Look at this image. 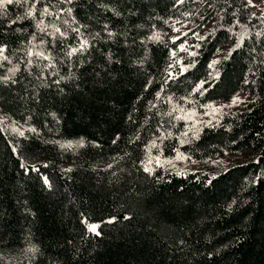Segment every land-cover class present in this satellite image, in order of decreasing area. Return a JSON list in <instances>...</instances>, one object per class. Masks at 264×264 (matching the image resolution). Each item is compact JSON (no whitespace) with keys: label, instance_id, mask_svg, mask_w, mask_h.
Listing matches in <instances>:
<instances>
[{"label":"trees","instance_id":"trees-1","mask_svg":"<svg viewBox=\"0 0 264 264\" xmlns=\"http://www.w3.org/2000/svg\"><path fill=\"white\" fill-rule=\"evenodd\" d=\"M33 3L0 13V264L28 245L20 264H264V17L247 0H39L27 18ZM226 154L247 158L185 164Z\"/></svg>","mask_w":264,"mask_h":264},{"label":"rangeland","instance_id":"rangeland-1","mask_svg":"<svg viewBox=\"0 0 264 264\" xmlns=\"http://www.w3.org/2000/svg\"><path fill=\"white\" fill-rule=\"evenodd\" d=\"M248 7L251 9V6L247 0ZM264 5V0H252V5ZM183 32L182 29H174L171 33L173 37H177ZM220 50H217V53L213 57V61H215L220 53ZM170 53V52H169ZM172 54V53H171ZM170 54V55H171ZM170 61V60H169ZM171 63H168L167 66L165 67V74L164 76L166 77L170 72H171ZM233 98L237 99L236 103H233ZM233 98H231L228 101L225 102H217V103H212L209 109H207L205 112H203L199 118L203 121H205L208 124H214L217 122L218 118H220L223 114L224 111L236 109L240 107L243 104V101L246 99V96L242 93H237ZM4 119V118H3ZM24 128H22L23 130ZM245 155H237V154H226L223 158L220 160L216 158L215 160H212L209 163H200V164H195L193 160H188L185 162V164H189L192 167H196L199 169H206L208 172L214 173L218 168L230 165L233 163L241 162L246 160ZM30 249H35L32 245L26 246L21 252L13 254V255H4L1 257L3 261H6L10 264H20V263H27L30 262V260L33 259V257L36 255V249L35 251H30Z\"/></svg>","mask_w":264,"mask_h":264},{"label":"snow or ice","instance_id":"snow-or-ice-1","mask_svg":"<svg viewBox=\"0 0 264 264\" xmlns=\"http://www.w3.org/2000/svg\"><path fill=\"white\" fill-rule=\"evenodd\" d=\"M21 2H22V0H0V13L5 12L6 9H7V6H8V5H12V4H14V3H15V4H20ZM25 2H26V0H25ZM66 2H67V3H71L72 0H66ZM248 2H249V4H250L251 6H254V5H252V0H248ZM36 3H39V0H35V3H33L32 6H31V8L26 12L25 15H26L27 18H32V17H34V15H35V7H36ZM68 11H69V13L71 12L70 9H69ZM50 14H51V13H49V10H48L47 8H44V10H43V15H50ZM19 19H21V18H20V17H17V20H19ZM16 22H17L16 20H13V21H12V23H16ZM37 26L40 28L41 31H44V30L46 29V27H47L46 25L43 24V21H42V20H40V21L38 22ZM73 30L76 31L77 33H79V29H78V28H77V29H73ZM56 33H59L60 36H62V37L65 36V33H64V32H61L60 29H59L58 27H56L55 25H53V33H51V35L55 36ZM109 35H112V33H109ZM33 39H35V37H33ZM87 47H88V41L85 40V39H82L81 42H80V47H79V48H72V49L68 52V55H69V56H72V55L76 54L77 52H82V51L86 50ZM4 51H5V47L0 46V57L3 56ZM32 54H33V53H32V51L30 50L29 53H28V55L31 56ZM36 55H38V56H40V57H42V58H44V59H50V57L45 56L43 52L36 53ZM193 55H194V53H193ZM3 58H4V59H7V57H3ZM28 63L31 64L32 61L29 60ZM216 63H218V61H213V62H212V65H214V64H216ZM212 65H210V67H211ZM169 67H172V65H170ZM15 70H16V69H14L13 71H15ZM3 79L7 80V79H9V77H4ZM201 87H203V82H201ZM236 102H237V99H236V98H233V103H236ZM0 123H3V118H0ZM32 131H35V129H32ZM20 135H23V133L21 132ZM153 146H155V145H153ZM13 150L15 151V149H13ZM177 158L179 159L180 156L178 155ZM21 167H22V168H25L26 170H28V166H27L26 164H23V163H22V164H21ZM44 167H47V165H44ZM30 170H32V171H39V169H38V168H35L34 166H33ZM69 171H71V170L69 169ZM145 171H150V169H149L147 166H145ZM178 174H179V173H178ZM213 179H215V177H213ZM208 182L211 183V180L208 181ZM43 183H44L46 186L51 187L50 182H49V180H48V178H47L46 176L43 177ZM126 219H127V217H126ZM110 222H111V221H110ZM85 223L87 224V229H88L89 232L94 233L96 236H99V235L101 234V233L98 231L99 225H97V224H92V223H87L86 221H85ZM30 251H35V249H30Z\"/></svg>","mask_w":264,"mask_h":264},{"label":"built area","instance_id":"built-area-1","mask_svg":"<svg viewBox=\"0 0 264 264\" xmlns=\"http://www.w3.org/2000/svg\"><path fill=\"white\" fill-rule=\"evenodd\" d=\"M250 10L256 16L264 15V5L263 4L255 5V6L251 7Z\"/></svg>","mask_w":264,"mask_h":264}]
</instances>
